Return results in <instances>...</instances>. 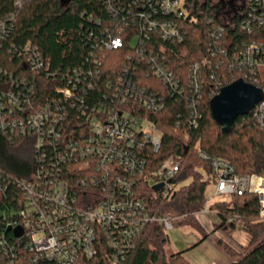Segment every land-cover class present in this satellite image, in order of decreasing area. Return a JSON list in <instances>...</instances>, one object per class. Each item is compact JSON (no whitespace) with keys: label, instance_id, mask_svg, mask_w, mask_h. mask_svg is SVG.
Instances as JSON below:
<instances>
[{"label":"trees","instance_id":"16d2710c","mask_svg":"<svg viewBox=\"0 0 264 264\" xmlns=\"http://www.w3.org/2000/svg\"><path fill=\"white\" fill-rule=\"evenodd\" d=\"M154 1L24 0L17 17L11 20L13 24L8 26L9 31L0 40V92L11 89L17 94H30L32 89L34 108L27 106L23 110L15 106L11 116L29 115L46 106L58 109L65 118L62 132L67 139L85 131V111L100 107V103L115 104L147 117L162 132L161 147L156 151L149 145L143 153L148 163L144 174L138 177L137 194L152 210L192 217L205 206L206 190L212 183L210 162L199 156V148L209 156L228 159L239 174L264 175V127L257 123L253 112L239 115L232 131L226 133L210 111V99L238 78L264 89V81H256L253 73L246 76L235 70L229 61V55L244 42L264 41V26L259 32L244 31L237 15L233 26L224 27L219 1L183 0L181 17L156 11ZM14 2L0 0V18L15 12ZM143 13H151L153 19L174 21L182 38L166 39L157 30L142 31L147 23ZM115 35L123 37V45L117 49L106 45ZM27 42L42 52V67L28 63L23 51ZM152 57L166 65L165 73L171 81L154 73ZM194 64L200 67L199 76L193 72ZM196 81L201 90L194 86ZM129 83L138 87V92L126 94V100L120 104ZM67 87L72 96L66 97L62 92ZM152 95L154 100L164 103L163 108L149 110L143 106L140 97ZM196 116L198 124L194 126L192 119ZM16 132L0 129V172L6 182L0 192L2 206L11 201L9 192L17 187L15 180L42 167H51L53 161L69 171L78 167V163H63L59 158L58 149L66 151L61 140L47 135L45 143L36 148L33 137L17 136ZM173 153L183 158L175 178L182 185L165 201L154 191L149 177ZM260 206L259 197L251 193L210 205L222 220L220 228L235 229L237 220H243L250 228V246L242 252L225 245V250L235 255L227 264H264ZM232 217L237 220L228 221ZM6 236L11 238L10 233ZM168 242L166 229L160 223H150L136 238L122 264H192L184 257V251L167 255ZM88 264L114 263L102 251Z\"/></svg>","mask_w":264,"mask_h":264},{"label":"built area","instance_id":"2783aa9c","mask_svg":"<svg viewBox=\"0 0 264 264\" xmlns=\"http://www.w3.org/2000/svg\"><path fill=\"white\" fill-rule=\"evenodd\" d=\"M23 2L15 0V12L0 18V40L9 31L8 26L13 24L11 20H15ZM154 2L157 3L156 11L174 13L178 17L183 15V0ZM237 15L240 28L247 32H259L258 29L264 26V0H243L228 21L222 19L223 26H233ZM151 16V13H143L147 23L142 26V31L148 30L149 33L150 30H157L166 39L182 38L177 23ZM106 45L120 48L123 37L115 35ZM23 51L28 63L35 68L44 65L42 52L31 43L23 45ZM229 56L232 68L246 76L253 73L256 81H264L261 77L264 41L253 39L244 42ZM156 59H150L154 73L171 81L165 73L166 65L157 63ZM199 68L198 64H194L193 72L198 76ZM194 86L201 90L199 81ZM124 89L126 93L120 104L126 100V94L138 92V87H131L130 83ZM62 92L66 97L73 95L68 87ZM29 93L17 94L11 89L0 92V129H16L17 136L33 137L36 148L45 143L47 135L61 140L66 151L58 149L59 158L63 163H78V167L69 171L53 161V166L42 167L28 177L15 180L17 187L9 192L11 201H6L4 206L0 201L3 228L0 231V264H88L102 251L112 263L122 264L148 224L160 223L166 231L172 230L175 217L152 210L135 188L148 163L143 155L146 148L150 145L157 151L161 147L162 132L151 120L118 105L100 103V107L85 111L88 119L85 131L67 139L62 132L65 118L58 109L46 106L29 115L11 116L15 106L23 110L27 106L34 108L33 90L30 89ZM140 98L149 110L164 107V103L154 100L153 95ZM251 112L257 123L264 127V100L257 103ZM58 123L62 124L61 128ZM192 124H198L197 116L192 119ZM198 154L210 162V178L216 186L214 195L231 198L256 194L261 204L260 220H264V175L256 172L239 174L228 159L209 156L201 148ZM182 162L181 155L173 153L151 172L149 179L155 180L151 186L162 183L159 190H154L162 200H170L181 187L182 184L175 178ZM5 185L0 172V192ZM4 188L6 190L8 186ZM202 211L213 212L209 200ZM18 227L22 228V233L15 236ZM7 233L11 234V238L6 236Z\"/></svg>","mask_w":264,"mask_h":264},{"label":"rangeland","instance_id":"374dc122","mask_svg":"<svg viewBox=\"0 0 264 264\" xmlns=\"http://www.w3.org/2000/svg\"><path fill=\"white\" fill-rule=\"evenodd\" d=\"M214 3H217L219 0H212ZM243 0H227V2H233L231 4H227L226 7L219 12L222 19L228 21L233 11L239 8L240 3ZM261 77L264 80V69L261 72ZM150 185H153L155 183V180L153 178H150ZM182 184V183H181ZM215 185L211 183L207 190H206V199L209 200V205L213 204V202L218 200H229L231 199L229 196H216L214 195L215 191ZM213 216L211 219L212 225L215 228H220L219 225L222 223L221 218L219 217L218 213H216V210L213 211ZM167 214V213H166ZM168 215L175 217V225L172 228V230H167V234L169 236V242L166 244V254L169 255L175 251H182L187 249L192 244L196 243L197 241L201 240V238L206 234L205 229L201 228L200 223L198 222V217L203 218V214L199 211H195L191 216H188L187 214L184 216L179 215L173 211L169 213ZM206 218V217H205ZM237 220V217L229 218L230 220ZM208 220L209 217H208ZM183 221L184 223H181ZM237 227L235 229L230 228L229 230H225L224 228H220L223 234H226L227 238L232 239V236L238 240L240 243L246 244L247 241L245 240L243 231L250 232L249 226L244 224L243 220L239 221L237 220ZM251 234V233H250ZM225 238V237H224ZM251 238V237H250ZM213 239H217V237H213ZM236 240H233L234 243L236 242L237 245H234V249H237L242 252L243 249L239 247L240 245L237 243ZM224 244V243H223ZM228 246V245H226ZM250 246V243L248 244ZM225 248V245H224ZM187 254V255H186ZM185 256L191 257L195 261H200L202 258H206L204 250L201 248V246H196L192 249L187 250L185 253ZM235 257V255H233ZM188 259V258H187Z\"/></svg>","mask_w":264,"mask_h":264},{"label":"water","instance_id":"95a60500","mask_svg":"<svg viewBox=\"0 0 264 264\" xmlns=\"http://www.w3.org/2000/svg\"><path fill=\"white\" fill-rule=\"evenodd\" d=\"M210 111L214 120L221 126L223 132L229 133L239 115H249L252 108L264 100L262 87L249 83L243 78L222 87L219 93L210 99ZM162 183L156 184L154 190H159ZM22 233L18 227L15 236Z\"/></svg>","mask_w":264,"mask_h":264},{"label":"crops","instance_id":"0c3cea01","mask_svg":"<svg viewBox=\"0 0 264 264\" xmlns=\"http://www.w3.org/2000/svg\"><path fill=\"white\" fill-rule=\"evenodd\" d=\"M200 212L203 214V218L198 217V222L200 223L201 228L205 229L206 234L201 238V240L192 244L187 249L182 250L184 251L183 253L184 257L188 258V260L192 264H227L229 263L232 260L233 255L229 254L225 250L224 245L232 246L233 248H235L234 245H237V244L236 242L234 243L233 240H236V239L233 236H232L233 240H231L230 238H227L226 234H223L220 228L213 227L212 222H211L212 216L214 214L213 212L211 211L203 212L202 209L200 210ZM208 217L210 220H208ZM243 234L244 236H246L245 240L247 241V243L242 244L238 240L236 241L240 245L239 247H241L244 250V248H246L251 241L250 240L251 234L250 232L248 233L246 231H243ZM213 237L214 238L217 237V239L214 240ZM196 246H201V248L205 252L206 258L204 259L202 258V260L200 261H195L191 257L185 256V253L187 252V250L192 249ZM237 251L239 250L237 249Z\"/></svg>","mask_w":264,"mask_h":264},{"label":"flooded vegetation","instance_id":"af4514ba","mask_svg":"<svg viewBox=\"0 0 264 264\" xmlns=\"http://www.w3.org/2000/svg\"><path fill=\"white\" fill-rule=\"evenodd\" d=\"M219 3L222 4V9H224L227 4H231L233 2H227V0H219Z\"/></svg>","mask_w":264,"mask_h":264}]
</instances>
